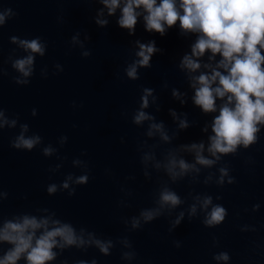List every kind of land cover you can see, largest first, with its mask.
Masks as SVG:
<instances>
[{
  "label": "water",
  "instance_id": "1",
  "mask_svg": "<svg viewBox=\"0 0 264 264\" xmlns=\"http://www.w3.org/2000/svg\"><path fill=\"white\" fill-rule=\"evenodd\" d=\"M0 7L11 8L17 13L0 29V59L7 61L10 51L16 47L9 42L13 35L29 39L39 36L48 45L46 55L36 57V70L27 86L16 85L12 77L17 73L9 63L3 65L9 74L0 79V104L10 117L18 115L20 123L29 125V135L37 133L43 138V144L29 152L10 147V140L18 134L19 127L6 128L0 135V185L9 194L3 202L5 217L20 212L36 214L37 208H48L60 219L77 228L85 227L103 238L115 241L127 236L137 252L131 264H216L212 257L220 251L230 254L229 264H264V129L257 144L247 150L241 149L235 157L223 158L231 168L235 184L219 188L202 182L192 184L185 178L171 185L182 198L189 192L212 195L214 203L222 204L228 211L221 225L206 228L201 223L202 216L189 221L186 215L169 233L170 219L187 205L176 209L172 217H161L136 231H129L123 223L124 218L152 207L159 182L167 179L154 170L150 180L143 175L137 145L147 139L143 135L147 125L140 128L131 120L132 113L139 107L142 88L155 90L161 110L157 112L152 106L147 111L155 115L157 121H164L170 132L176 127L169 115L170 108L186 112L189 121L198 122L182 131L172 145H161L157 149L158 158L169 147L206 140L201 127L212 117L204 116L190 99L181 106L171 97L172 88L189 91L191 96L177 64L183 53L189 51L194 38H182L178 26L164 37L150 34L144 30L142 20L136 26L135 35L129 36L117 26L116 17H109L107 28H99L93 18L101 5L86 0H0ZM77 32L81 40L85 34L90 36L85 42V48L91 52L87 58L81 56L78 46L72 47L70 43ZM136 39L155 40L163 53L153 56L150 69L140 70L139 80L130 81L124 68L134 58L131 41ZM17 55L24 53L17 49ZM57 63L63 66V72H55ZM45 66L47 78L40 75ZM165 83L167 89L163 87ZM73 102L78 107L73 108ZM34 108L37 110L35 117L31 115ZM61 136L68 137L63 148L57 143ZM49 143L59 148L60 156L67 157L55 174L48 170L61 161L56 156L45 157L41 151ZM148 143H158V140H148ZM82 152L86 155L82 156ZM249 157L253 163L247 162ZM75 158L88 162L89 182L75 186L76 193L71 197L66 191L49 196L48 184H60L68 173L82 174L81 169L72 167ZM186 158L191 160L190 156ZM106 169L110 170V175L106 174ZM206 174L207 170L202 173L201 181ZM122 188L132 195L127 196ZM217 195L222 199L216 201ZM121 200L129 206L121 207ZM255 204L260 208L253 212ZM245 224L254 226L256 231L242 232L240 228ZM213 237L219 241L216 247ZM175 240L182 242L180 248L174 246ZM93 258L98 264H129L121 259L119 245L110 256H102L95 248L87 252L72 248L54 264H61L63 260L75 264L77 260L91 261Z\"/></svg>",
  "mask_w": 264,
  "mask_h": 264
},
{
  "label": "clouds",
  "instance_id": "2",
  "mask_svg": "<svg viewBox=\"0 0 264 264\" xmlns=\"http://www.w3.org/2000/svg\"><path fill=\"white\" fill-rule=\"evenodd\" d=\"M86 2L101 5L93 18L99 28H107L110 24L109 17H116L117 26L126 30L129 36L135 35L136 26L142 20L144 30L150 34L156 33L164 37L169 30L178 26L182 38H194L189 51L183 53L177 64L178 70L184 74L191 96L189 91L172 88L171 97L181 106L186 105L190 99L204 116L212 117L201 127L206 140L169 147L158 158L157 149L161 145H172L182 131L196 126L198 122L189 121L188 113L170 108L169 115L176 125L170 132L164 121H157L156 116L147 111L152 106H155L157 112L161 110L155 90L142 88L139 107L132 113L131 120L140 128L147 125L143 133L147 139L137 145L143 175L150 180L154 170L163 173L167 179L159 182L153 194V206L141 209L138 215L124 218L123 223L129 231H136L161 217H172L176 209L187 205L175 214L174 219H170L169 233L184 221L186 215L189 221L202 216L201 223L206 228L218 227L225 221L228 211L222 204L214 203L212 195L189 192L187 197L182 198L171 185L185 178L192 184L202 182L219 188L235 184L231 168L223 158L235 157L241 149L247 150L259 142L261 130L264 129V0ZM16 15L13 9L0 7V29ZM80 35L79 32L74 34L70 43L72 47L78 46L82 50L81 56L87 58L91 52L85 48V42L90 40V36L85 34L81 40ZM9 42L16 47L10 51L7 61L0 59V79L9 74L3 67L4 63H9L17 73L12 77L13 82L18 86H27L36 70V57L46 55L47 42L39 36L29 39L15 35L9 37ZM131 44L134 45V58L126 64L124 74L128 80L136 81L140 79V70L150 69L153 56L162 54L163 49L157 47L155 40L142 42L136 39ZM17 49L22 50L24 55L18 56ZM205 56L207 60H204ZM54 68L56 73L64 70L58 63ZM40 75L47 78L46 66L41 68ZM163 87L167 89L168 84L165 83ZM72 107L76 108L78 105L73 102ZM31 115H37L35 108ZM17 127L19 132L11 138V148L31 152L43 144V138L39 134L29 135V125L20 123L18 115L10 117L0 104V135L6 128L12 130ZM148 140H158V143L149 144ZM67 142V136H61L57 141L60 148ZM121 142H124L123 138ZM41 151L43 156H56L61 161L48 170L53 174L59 172L67 157L60 156L59 148L51 143L43 146ZM81 155H86V152ZM188 156L191 160L186 158ZM247 162L254 161L249 157ZM71 163L72 167L81 169L82 174L76 176L68 173L60 184H48L46 192L49 196L66 191L71 197L76 193L75 186L89 182L88 162L75 158ZM212 169L216 171H211ZM205 170L207 174L201 181L200 177ZM106 174L110 175V170L106 169ZM121 191L126 192L127 196L132 195L124 188ZM8 195L0 185V264H54L66 250L72 248L82 252L95 248L102 256H110L117 245L121 248L122 260L131 264L137 258V252L127 236L115 241L103 238L85 227L77 228L71 222L60 219L55 211L48 208H37L36 214L20 212L5 217L3 202ZM221 199L222 196H215L216 201ZM120 206L129 205L121 200ZM259 208L260 205L255 204L252 211H258ZM240 230L255 232L256 228L245 224ZM173 244L176 248L182 246L179 240L173 241ZM218 245L219 241L213 237V246ZM212 259L216 264H229L231 257L227 251H220L213 254ZM61 264H68V261L63 260ZM75 264H98V261L95 258L91 261L80 259Z\"/></svg>",
  "mask_w": 264,
  "mask_h": 264
}]
</instances>
